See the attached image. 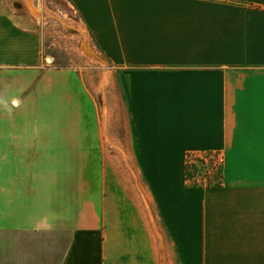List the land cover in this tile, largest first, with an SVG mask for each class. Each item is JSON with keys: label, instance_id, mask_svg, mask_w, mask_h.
<instances>
[{"label": "crops", "instance_id": "crops-1", "mask_svg": "<svg viewBox=\"0 0 264 264\" xmlns=\"http://www.w3.org/2000/svg\"><path fill=\"white\" fill-rule=\"evenodd\" d=\"M68 1L124 125L0 4V264H264V0ZM189 153L219 184L187 185Z\"/></svg>", "mask_w": 264, "mask_h": 264}, {"label": "rangeland", "instance_id": "rangeland-1", "mask_svg": "<svg viewBox=\"0 0 264 264\" xmlns=\"http://www.w3.org/2000/svg\"><path fill=\"white\" fill-rule=\"evenodd\" d=\"M0 4L7 14L21 18L23 31L37 34L42 65L65 68L76 75V80L97 112L96 123L104 122L103 109L106 105L111 108L109 123L111 119L117 128H122L124 118L117 106L122 107V99L116 74L88 37L73 5L68 0H0ZM104 156L105 167L109 171H128L121 162L124 156L120 149L112 148L111 152L107 149ZM209 156L208 173L216 175L221 171V158L219 155Z\"/></svg>", "mask_w": 264, "mask_h": 264}, {"label": "trees", "instance_id": "trees-1", "mask_svg": "<svg viewBox=\"0 0 264 264\" xmlns=\"http://www.w3.org/2000/svg\"><path fill=\"white\" fill-rule=\"evenodd\" d=\"M196 155L187 154L186 163L184 166V177L189 187H204L219 184L221 171L215 175L213 172L209 174L208 158Z\"/></svg>", "mask_w": 264, "mask_h": 264}, {"label": "built area", "instance_id": "built-area-1", "mask_svg": "<svg viewBox=\"0 0 264 264\" xmlns=\"http://www.w3.org/2000/svg\"><path fill=\"white\" fill-rule=\"evenodd\" d=\"M209 157H210V158H212L213 156H212V155H210ZM211 173H212V172H211ZM211 173H210V174H211Z\"/></svg>", "mask_w": 264, "mask_h": 264}]
</instances>
